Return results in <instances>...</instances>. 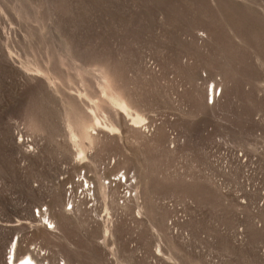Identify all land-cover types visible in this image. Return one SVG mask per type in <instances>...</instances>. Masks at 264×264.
Here are the masks:
<instances>
[{
  "label": "rangeland",
  "instance_id": "1",
  "mask_svg": "<svg viewBox=\"0 0 264 264\" xmlns=\"http://www.w3.org/2000/svg\"><path fill=\"white\" fill-rule=\"evenodd\" d=\"M13 242L46 264H264V0H0V264Z\"/></svg>",
  "mask_w": 264,
  "mask_h": 264
},
{
  "label": "bare ground",
  "instance_id": "2",
  "mask_svg": "<svg viewBox=\"0 0 264 264\" xmlns=\"http://www.w3.org/2000/svg\"><path fill=\"white\" fill-rule=\"evenodd\" d=\"M108 83V82H107ZM110 98H111V102H113L115 105H117V106H121V107H124V108H127V106H126V104L124 103V101L123 100H121L119 97H117V96H110ZM112 104V103H111ZM130 108V107H129ZM132 116V115H131ZM136 119H137V121H142V116H140V115H137V117H136ZM137 123H140V122H137ZM73 131L75 132V135H74V137H75V139L77 140V143H78V145L82 148V151L81 152H83L84 151V148H86V141H89L90 142V145H94V143H95V141H96V139L87 131V123H86V121L84 120V119H78L77 120V123L75 124V127L73 128ZM99 174V173H98ZM79 176V175H78ZM98 177L99 178H101V175H98ZM101 180V179H100ZM88 181H91L90 179H88ZM106 183V182H105ZM93 185H94V183H93ZM108 186V185H107ZM107 186L102 182L101 184H100V186H99V190L101 191V193H102V195H103V197L104 198H106L107 197ZM96 189V188H95ZM94 189V190H95ZM90 192V191H89ZM89 192H88V194H89ZM94 196H95V194H93ZM90 196V195H89ZM92 198H93V196H92ZM55 201H57V202H59L60 201V198H56V200ZM95 201V200H94ZM47 210H49V209H47ZM39 212H41V213H39V214H41V216L42 217H44L45 218V220H46V217H47V219H48V221L52 224H54V220H52V218H50V216H49V213L48 212H43L42 210H40ZM43 220V219H42ZM47 221V222H48ZM52 226H54V225H52ZM14 243V242H13ZM17 246H18V243H17ZM31 253H32V251H30ZM23 255V254H22ZM33 254H26V255H24V256H21L20 255V257L18 258V259H15L14 261H13V263L12 264H21V262L23 261V264H42L43 262H41L40 260H38L37 261V258H36V256H32ZM39 259H40V257H39ZM46 262V261H45ZM7 264H8V262H7ZM44 264V263H43Z\"/></svg>",
  "mask_w": 264,
  "mask_h": 264
},
{
  "label": "built area",
  "instance_id": "3",
  "mask_svg": "<svg viewBox=\"0 0 264 264\" xmlns=\"http://www.w3.org/2000/svg\"><path fill=\"white\" fill-rule=\"evenodd\" d=\"M219 94H220V90L218 88L216 89V88L213 87L212 88V92H211V98L212 99H211L210 102L213 103L214 102V97L218 96ZM88 179H89V175H88V173L85 170L79 173V179L78 180H79V183L82 186V192L83 193H85L86 191H91L92 192V190L94 188L92 181H88ZM132 179H134V178L131 175H128L126 173H122V174H120V176L118 178L113 179V180L109 179L106 183H107L108 186H112V185H114V183H120L121 185L122 184H132L133 183ZM72 188L73 187H69L67 189V195H69L71 197H72V194H73ZM89 194H91V193H89ZM128 194H129V191H128ZM69 204H71V207H68L67 210L74 209V201L71 200L69 202ZM40 216H41V214H40ZM49 223H45V225L47 226L48 229L52 228V226L50 227ZM31 251H32L33 255L36 252L35 250H31ZM34 256H36V255H34ZM19 257H20V255H18V253H17V244L16 243H12L10 248L8 249L7 256H6V261L8 262V264H12L13 261L15 259H18ZM37 260H40L41 262L46 264L44 260L38 259V257H37Z\"/></svg>",
  "mask_w": 264,
  "mask_h": 264
},
{
  "label": "snow or ice",
  "instance_id": "4",
  "mask_svg": "<svg viewBox=\"0 0 264 264\" xmlns=\"http://www.w3.org/2000/svg\"><path fill=\"white\" fill-rule=\"evenodd\" d=\"M69 207H71V206H69ZM50 227H51V225H50ZM21 264H23V261L21 262Z\"/></svg>",
  "mask_w": 264,
  "mask_h": 264
}]
</instances>
